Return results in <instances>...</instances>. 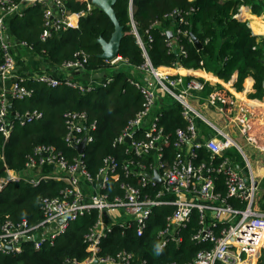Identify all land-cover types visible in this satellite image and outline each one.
<instances>
[{
	"label": "built area",
	"instance_id": "obj_1",
	"mask_svg": "<svg viewBox=\"0 0 264 264\" xmlns=\"http://www.w3.org/2000/svg\"><path fill=\"white\" fill-rule=\"evenodd\" d=\"M50 1L55 4L56 12L49 5ZM64 1L0 0V80L5 82L0 90V134L4 144L14 128L11 121L14 113L9 110V104H12L13 99L31 95V90L21 83L22 79L34 78L49 87L67 85L80 92L91 90L97 83L98 78L90 75L87 84H83L77 77L57 76L47 71L29 75L17 73V48L34 49L25 41L12 40L7 33L9 18L21 15L24 6L35 3L46 5L45 27L41 33V38L45 39L51 29L77 27L78 18L84 12L68 11ZM261 2L260 16L264 22V0ZM90 5L88 3V7ZM132 9L130 1V16ZM247 10L248 6L241 4L234 16L245 20L244 13ZM172 13L175 18L179 16L180 21H184L182 13L186 12L176 10ZM130 25L144 61L129 66L127 59L119 54L111 60L104 59L113 70L123 65L129 66L133 75L129 81L139 90L142 99L140 109L127 120L114 140L117 144L125 145L124 151L129 154L122 166L125 179L118 183L120 193L110 196L105 191L110 180L118 178V165L113 156L104 158V165L99 168L95 178L89 174L82 159L86 146L93 141L92 131L96 128V122H88L84 111L68 110L64 113L66 132L63 140L66 145L76 149L77 156L69 159L54 146L40 144L26 155L22 173L9 169L5 163L2 166L5 170L0 178V189L8 181L18 179H24L34 186L47 180L61 181L63 184L58 195L42 198V218L37 223L0 220V252L20 253L23 243L27 241L35 249L45 243L52 244L72 221L95 210L97 218L84 238L86 256L83 259L65 258L62 264H146L145 258H139L134 251L126 248L115 254L101 253L100 243L111 232L113 225L123 229L122 234L132 232L142 237L153 209L164 206L171 211L164 224L155 231L156 248L162 250L169 243L180 244L183 240L182 231L187 228L190 229L189 239L198 246L190 259L169 260L164 264H264V209L255 203L260 184L264 182V142H260L257 133L252 132V124L247 121L248 115L235 123L228 117L225 125L231 123L238 133L246 135L244 138L252 149L250 154L228 131L199 112L189 97L197 96V92L206 84L205 79L189 76L187 80H182L181 77L172 76L170 69L181 65L179 63L154 67L132 18ZM176 32H180V29L177 28ZM169 38L168 44H171L172 36ZM188 39L193 41L191 34ZM179 50L185 52L181 45ZM87 60L88 54L78 50L71 60L58 66L69 74L74 70L82 73ZM99 77L100 82L104 78L105 83L111 81V74L104 73ZM101 83L105 85L103 81ZM165 93L182 105L181 114L187 122L185 128L175 131L176 137L172 142L175 151L170 161L163 155L164 145L169 142V138L159 124L160 114L157 112V101ZM207 100L222 112V106L217 102L222 103L224 99L216 89L208 93ZM15 116L19 124H24L26 120L39 118L41 113L33 110ZM196 117H201L214 130V136L194 142L196 137H200L195 124ZM259 118L260 136H264V107ZM82 140L84 150L79 152L76 145ZM201 148L209 153L207 161L198 159ZM235 153L239 155L240 163L235 161ZM251 155L255 157L252 162L249 158ZM45 165H51V169L44 171ZM156 174L159 181L154 179ZM94 180L97 184L93 183Z\"/></svg>",
	"mask_w": 264,
	"mask_h": 264
},
{
	"label": "trees",
	"instance_id": "obj_2",
	"mask_svg": "<svg viewBox=\"0 0 264 264\" xmlns=\"http://www.w3.org/2000/svg\"><path fill=\"white\" fill-rule=\"evenodd\" d=\"M130 1L133 5L131 16L128 11ZM241 4L247 5L251 14L261 15V0H116L113 8L123 30L119 55L127 59L129 66L144 61L130 25L132 18L154 67L179 63L185 68L210 70L224 81L235 72V86L238 90L243 79L250 75L254 79L255 89L250 96L260 97L264 95V36L260 38L253 33L247 20L234 16ZM64 5L70 12H84L78 18L77 27L51 29L50 35L42 39L46 5L35 3L24 6L21 15L9 18V36L14 42L25 41L38 56L53 65H61L71 60L74 52L83 50L88 54L85 70L79 74L70 73L69 76L77 77L83 84H87L89 73L96 70L111 74V81L105 83V78L102 79L104 85L97 79L91 90L80 92L67 85L49 87L34 78L22 79L21 83L31 90V95L12 100L13 131L5 144L0 134V178L4 175V163L9 169L22 173L26 155L40 144L54 146L69 159L77 156L76 149L66 145L63 140L66 132L64 113L68 110H81L86 113L88 122H96V128L92 131L93 141L86 146L82 158L89 174L95 178L107 156H113L117 162L118 178L111 179L105 189L112 196L120 193L118 183L125 179L122 166L129 157L124 151L125 145L117 144L114 140L127 120L140 109L141 94L129 81L133 75L128 65L111 70L109 63L96 55L101 51L97 38L101 36L107 40L113 30L107 14L92 5L88 7L86 0H65ZM176 10L186 12L182 13L184 21L181 22L179 16H173L172 12ZM244 15L251 17V27L255 32L264 30V25H258L257 17L247 12ZM177 28L180 32H176ZM168 30L172 32L171 44H168ZM189 34L196 36L201 47L188 39ZM180 45L184 53L180 52ZM210 90V86L205 84L200 93L205 96ZM181 108L182 105L167 93L157 101L159 124L169 138L163 149V155L168 161L175 151L172 142L176 137V129L187 125ZM33 110L40 112L41 116L19 124L15 114ZM252 132L257 133L260 142H264L259 128H252ZM198 153V159H209L206 149L201 148ZM49 169L51 165L44 166V171ZM93 183L97 184L95 180ZM62 184L61 181L47 180L34 186L24 179L8 181L0 189V220L37 223L42 218V198L58 195ZM259 193L261 201L258 205L264 209V184ZM170 211V208L164 206L155 207L142 237L132 232L122 234L123 229L113 225L111 232L101 240V253L115 254L126 248L134 251L139 258H145L146 264L190 259L198 246L189 239L188 228L182 231L183 240L180 244L169 243L162 250L156 248L155 231L164 224ZM96 218L95 210L79 216L52 244L45 243L39 249L27 241L23 243L20 253L0 252V264H62L65 258L83 259L87 254L85 233L94 225Z\"/></svg>",
	"mask_w": 264,
	"mask_h": 264
},
{
	"label": "crops",
	"instance_id": "obj_3",
	"mask_svg": "<svg viewBox=\"0 0 264 264\" xmlns=\"http://www.w3.org/2000/svg\"><path fill=\"white\" fill-rule=\"evenodd\" d=\"M247 13L250 16H256L251 14L249 10H247ZM246 19L247 21H251V17L249 16H246L245 20ZM251 23L252 22H248L252 32L254 33L255 31L252 29ZM262 24H264V22H262ZM258 32L259 31H257V33ZM17 54L16 69L17 73L21 75H29L41 71H47L57 76L69 75V72L64 71L58 65L51 64L48 60L38 56L34 51H29L23 47H18ZM109 69L113 70L112 67ZM104 73L105 72H102L100 74L98 71L93 70L89 73V75L99 79V76H102ZM170 73L172 76L181 77L182 80H184L186 77L189 78V76H197L200 79H205L206 84H208L211 88L209 93L216 89L217 93L224 99V102L222 103L219 101L217 102L218 105L222 106V112H219V109L207 100L208 94L204 96L200 93L204 88L197 92V96H190L189 100L191 104L203 115L208 114L209 117L205 115L208 119L210 117L215 118L217 123L210 119L209 120L218 127H223L224 130L227 128L228 130L226 131L234 135L238 133L237 130H235V126L231 123L229 125H225L228 117L232 123H235L236 121L239 122L242 118H246V115H248L247 121H250L252 128H260L258 120L260 119L259 117L262 113V107H264V95L260 97L250 96L255 90L253 87L254 79L252 76H246L241 82V88L238 90L235 86V81L237 79V74L235 72L232 73L230 78L226 81H224L222 78H219L210 70H206L204 68L193 69L185 68L182 65H177L175 68L170 69ZM4 83V81L0 80V90ZM262 85H264V83H262ZM198 129L199 136L202 140L207 137L214 136V130L204 120L203 124L201 123ZM239 135L241 134L239 133ZM235 161L240 163V157L239 160L236 158Z\"/></svg>",
	"mask_w": 264,
	"mask_h": 264
},
{
	"label": "water",
	"instance_id": "obj_4",
	"mask_svg": "<svg viewBox=\"0 0 264 264\" xmlns=\"http://www.w3.org/2000/svg\"><path fill=\"white\" fill-rule=\"evenodd\" d=\"M86 1L89 4H91L94 8H98V9L104 11L107 14V16L109 17V19L111 20L112 24H113V30L111 32L110 37L107 40L104 39L101 36H99L97 38V42L100 44L101 51L96 54L99 58L106 59V60H111V59L115 58L119 54L121 38L123 36L122 26L118 22V19L116 18L115 11H114V8H113V5H114L116 0H86ZM49 5L56 12L55 4L52 1L49 2ZM173 16L175 17V15H173ZM7 33L9 35V26L7 28ZM167 35L169 37H171L172 36V32L170 30H168ZM191 38H192L194 44L197 47H201V43L196 38V36L191 34ZM71 73L72 74H79L80 72L77 71V70H74V71H71ZM8 108L11 111V113H14L12 104H9ZM126 140L129 141V138L126 137ZM200 140H201L200 137H196L194 139V142H199ZM76 148H77V150L79 152H83V150H84V140H82L80 143H78L76 145ZM2 169L5 170L4 167H2ZM5 176L8 177V173L6 171H5ZM154 179H156L157 181L160 180V178H159V176L157 174L154 176Z\"/></svg>",
	"mask_w": 264,
	"mask_h": 264
},
{
	"label": "rangeland",
	"instance_id": "obj_5",
	"mask_svg": "<svg viewBox=\"0 0 264 264\" xmlns=\"http://www.w3.org/2000/svg\"><path fill=\"white\" fill-rule=\"evenodd\" d=\"M255 17H257V20L259 21L258 22V25L260 26V24H262V22H261V16L260 15H256ZM248 22H251L250 20H248ZM260 23V24H259ZM262 25H264V24H262ZM254 26H256V27H258L257 26V24H255ZM258 29H261L260 27H258ZM255 34H257V35H259L260 36V38H262V36H264V30H260L258 33L257 32H254ZM201 111H203L202 109H200ZM204 113V112H203ZM205 114V113H204ZM207 117H209L208 116V114H205ZM210 120H212L213 122H215V123H217V120L215 119V118H212V117H210L209 118ZM200 120V121H199ZM201 123L203 124V120H202V118L201 117H199V118H196L195 119V124L199 127L200 125H201ZM225 130H228L227 128H225ZM252 133V132H251ZM253 134V133H252ZM232 135V134H231ZM233 136V138L242 146V148H243V150L246 152V153H248V154H250L251 153V151H252V149H251V146L246 142V140H245V138H246V135H239V133H236V134H234V135H232ZM245 137V138H244ZM232 152L234 151V149H232L231 150ZM237 156V158H238V160H239V157H238V155H236ZM243 157V156H242ZM250 160H251V162L252 161H254L255 160V157H254V155H251L250 157ZM262 184H264V182H262L261 184H260V188H261V185ZM260 190V189H259ZM261 193V192H260ZM260 193L258 192L257 193V198H256V202L255 203H257V204H259L260 203Z\"/></svg>",
	"mask_w": 264,
	"mask_h": 264
},
{
	"label": "bare ground",
	"instance_id": "obj_6",
	"mask_svg": "<svg viewBox=\"0 0 264 264\" xmlns=\"http://www.w3.org/2000/svg\"><path fill=\"white\" fill-rule=\"evenodd\" d=\"M245 13H246V12H245ZM245 13H244V14H245Z\"/></svg>",
	"mask_w": 264,
	"mask_h": 264
}]
</instances>
